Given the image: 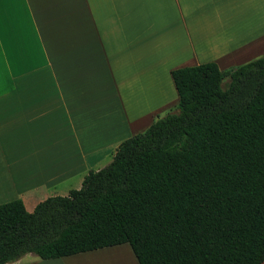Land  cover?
Here are the masks:
<instances>
[{
  "label": "crops",
  "instance_id": "crops-1",
  "mask_svg": "<svg viewBox=\"0 0 264 264\" xmlns=\"http://www.w3.org/2000/svg\"><path fill=\"white\" fill-rule=\"evenodd\" d=\"M240 1L0 0V203L80 188L178 103L173 69L252 60L264 32L237 23ZM122 244L7 264H125Z\"/></svg>",
  "mask_w": 264,
  "mask_h": 264
},
{
  "label": "trees",
  "instance_id": "trees-1",
  "mask_svg": "<svg viewBox=\"0 0 264 264\" xmlns=\"http://www.w3.org/2000/svg\"><path fill=\"white\" fill-rule=\"evenodd\" d=\"M172 77L177 110L124 139L80 188L33 211L0 203V264L122 243L140 264L264 261V55Z\"/></svg>",
  "mask_w": 264,
  "mask_h": 264
},
{
  "label": "rangeland",
  "instance_id": "rangeland-1",
  "mask_svg": "<svg viewBox=\"0 0 264 264\" xmlns=\"http://www.w3.org/2000/svg\"><path fill=\"white\" fill-rule=\"evenodd\" d=\"M257 8H259V9H257ZM235 15L237 16V19H236L237 23H240V24L241 23H245V24H247L248 27H246L245 29H247L248 31H250L252 33L255 32V28L259 24L260 28L258 27L257 30L260 29V31H258V32H261V28H263L262 30L264 32V0H241L237 4V10H236ZM256 43L257 44H255V45L259 44L257 47L254 45L255 48H254V46L249 48V51L254 52V53H252V54H250L248 56H254V57H252L253 59L264 55V51H263L264 50V39L260 40L259 42H256ZM261 48H263V49H261ZM256 50H258V51H256ZM257 53H258V55H255ZM233 67H235V66H232V67L230 66V67H227V68L224 67V69L230 70ZM226 81H228V78H226V80H224V82H226ZM176 105L177 104L168 106L165 109V111L160 113V115L163 116L167 112L176 111L177 110ZM122 247H123V249H128V252H124L125 253L124 254L125 255L124 262H125V264H130L129 263V256L132 255V257H133L134 254H131V252H130L131 248H130L129 244H122ZM105 251H107V250H105ZM105 251H103L101 253H96L95 252L94 256L95 257H99ZM115 253L118 254L117 256L122 259V255L119 254V252H115ZM111 254L114 255V253H111ZM25 257H27L26 259H28V260H25V261H34V259H38L39 256H37L35 254H32V253H28V254L25 255ZM95 263L96 264H108V263H100V262L99 263L95 262ZM89 264H92V262H89ZM120 264H121V262H120Z\"/></svg>",
  "mask_w": 264,
  "mask_h": 264
},
{
  "label": "bare ground",
  "instance_id": "bare-ground-1",
  "mask_svg": "<svg viewBox=\"0 0 264 264\" xmlns=\"http://www.w3.org/2000/svg\"><path fill=\"white\" fill-rule=\"evenodd\" d=\"M258 9V8H257ZM246 25V24H245ZM118 254H116V253H114V255L113 254H111V256H109V257H111V258H116L117 260H120L119 262H122L121 260V258L120 257H118L117 256Z\"/></svg>",
  "mask_w": 264,
  "mask_h": 264
}]
</instances>
